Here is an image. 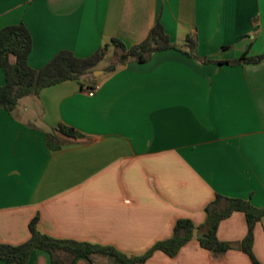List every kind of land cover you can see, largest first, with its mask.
<instances>
[{
	"label": "crops",
	"instance_id": "1",
	"mask_svg": "<svg viewBox=\"0 0 264 264\" xmlns=\"http://www.w3.org/2000/svg\"><path fill=\"white\" fill-rule=\"evenodd\" d=\"M158 20L184 50L195 38L199 57L171 48L121 63L128 55L111 39L138 44ZM19 22L32 36L33 68L61 50L86 57L105 43V57L113 48L117 59L116 70L94 72V95L68 79L22 97L13 114L0 108V243L27 241L37 216L52 237L140 256L179 219L205 232L217 194L264 207V56L236 62L264 55V0H0V29ZM61 123L83 135L58 133L65 143L53 150L47 132ZM246 233L245 213L235 211L217 232L233 243L225 253L194 235L175 256L155 250L139 264H252L239 247ZM253 249L264 264V217ZM93 259L74 264H116ZM0 264L53 263L34 249L25 262Z\"/></svg>",
	"mask_w": 264,
	"mask_h": 264
},
{
	"label": "trees",
	"instance_id": "2",
	"mask_svg": "<svg viewBox=\"0 0 264 264\" xmlns=\"http://www.w3.org/2000/svg\"><path fill=\"white\" fill-rule=\"evenodd\" d=\"M110 43H105L90 56L81 57L71 50L59 51L45 65L33 68L28 57L32 50V36L24 24L19 22L10 24L0 29V65L5 73V83L0 85V108L6 109L13 114L22 97L34 94L64 80L72 79L80 82L83 86L95 85L94 72L98 70L100 62L105 58ZM111 44L121 48L128 57L120 60L121 63L133 58L138 62L146 61L155 51L166 49H181L189 56H198V42L189 36L184 50L180 44L173 42L158 20L150 29L149 33L138 44L127 47L119 38H112ZM264 55L249 56L243 54L236 62H258ZM204 61L211 59L202 58ZM219 64L233 63L234 61L212 60ZM116 70V65H109L105 71ZM62 135L79 138L83 134L79 130L66 124H59L47 132L48 145L51 149H60L65 143L59 136ZM235 211L245 213L247 233L239 243V247L250 258L252 264H262L254 253L255 227L264 217V207L258 208L248 200L231 198L217 194L216 198L207 206V219L204 224L205 233L198 237L201 246L217 253L223 254L233 248V243L221 240L218 237V228L221 221L229 217ZM37 216L29 225L30 238L18 245L0 243V258L8 262H25L31 251L43 249L51 255L53 264H74L79 257H85L94 263L96 254L112 256L116 264H139L145 262L155 250H162L169 256H175L180 249L193 237L196 226L190 219H179L173 235L165 240L156 242L145 254L140 256L128 255L113 246H103L86 241L58 239L39 230Z\"/></svg>",
	"mask_w": 264,
	"mask_h": 264
},
{
	"label": "rangeland",
	"instance_id": "3",
	"mask_svg": "<svg viewBox=\"0 0 264 264\" xmlns=\"http://www.w3.org/2000/svg\"><path fill=\"white\" fill-rule=\"evenodd\" d=\"M113 48L112 49H110V54H109V56L106 58H104L101 62H100V68H98V70H102L103 69V67H105V66H107V65H109L112 61H115V59H117L116 57V55H115V53L113 52ZM124 55L125 54H122L121 56H120V58H123L124 57ZM23 102H26V100H29L28 99V97H24L23 99Z\"/></svg>",
	"mask_w": 264,
	"mask_h": 264
},
{
	"label": "built area",
	"instance_id": "4",
	"mask_svg": "<svg viewBox=\"0 0 264 264\" xmlns=\"http://www.w3.org/2000/svg\"><path fill=\"white\" fill-rule=\"evenodd\" d=\"M98 87H99L98 84L85 86V91H86L89 95H94V94H95V91L98 89Z\"/></svg>",
	"mask_w": 264,
	"mask_h": 264
},
{
	"label": "water",
	"instance_id": "5",
	"mask_svg": "<svg viewBox=\"0 0 264 264\" xmlns=\"http://www.w3.org/2000/svg\"><path fill=\"white\" fill-rule=\"evenodd\" d=\"M125 57H126V55H124L123 58H125ZM204 233H205L204 231L198 233L197 229L194 230V234H195V236H198V237H202V236L204 235Z\"/></svg>",
	"mask_w": 264,
	"mask_h": 264
}]
</instances>
